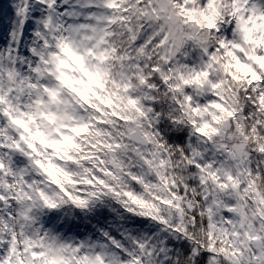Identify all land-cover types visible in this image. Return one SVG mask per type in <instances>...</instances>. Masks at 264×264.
Returning a JSON list of instances; mask_svg holds the SVG:
<instances>
[{"label": "snow or ice", "instance_id": "obj_1", "mask_svg": "<svg viewBox=\"0 0 264 264\" xmlns=\"http://www.w3.org/2000/svg\"><path fill=\"white\" fill-rule=\"evenodd\" d=\"M158 86L236 142L173 153ZM0 264H264V0H0Z\"/></svg>", "mask_w": 264, "mask_h": 264}, {"label": "clouds", "instance_id": "obj_2", "mask_svg": "<svg viewBox=\"0 0 264 264\" xmlns=\"http://www.w3.org/2000/svg\"><path fill=\"white\" fill-rule=\"evenodd\" d=\"M202 35L205 38L207 37V33H203ZM212 46H215L214 43ZM202 59L199 48L192 43H188L179 54L174 55L172 65L190 62L191 66L199 68ZM224 63H227V61L225 60ZM231 71H236V69L232 68ZM211 79L216 82L223 81L222 87L218 91L223 96L232 97L230 85H236L232 81L231 75H226L223 70H213ZM239 87L243 86L240 85ZM158 88L156 103L151 105L155 112L149 117L151 125L146 130L160 137L161 142L166 143L173 153L180 151L181 155H184V151L186 150L190 155L191 145L192 148L198 147L200 151L211 157L215 154L214 149L216 144H233L236 142L231 139V137L237 135V129L234 127L236 121H229L226 113L212 106L213 101L217 97L215 91L210 87H202L199 90L190 87L187 92H180L178 94H169L165 87L158 86ZM185 95H192L194 97L191 104L184 100ZM240 102L241 104L244 103L243 95L240 97ZM194 107H197L199 110L193 111ZM243 115V113H239V116ZM217 116L220 118L219 121L214 119ZM242 122L250 124L252 121L249 119ZM143 123L148 125L149 120L146 119ZM205 125H210V127L206 128V131L212 135V139H208L196 131L198 127ZM212 128H216L218 132L213 134L211 132ZM181 139L183 143H181ZM183 175L187 177L192 175V173L188 169L183 168Z\"/></svg>", "mask_w": 264, "mask_h": 264}]
</instances>
